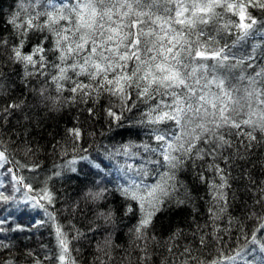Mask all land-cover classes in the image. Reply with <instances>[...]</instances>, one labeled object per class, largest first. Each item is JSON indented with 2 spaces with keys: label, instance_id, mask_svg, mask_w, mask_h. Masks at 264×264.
Segmentation results:
<instances>
[{
  "label": "snow or ice",
  "instance_id": "obj_1",
  "mask_svg": "<svg viewBox=\"0 0 264 264\" xmlns=\"http://www.w3.org/2000/svg\"><path fill=\"white\" fill-rule=\"evenodd\" d=\"M17 2V10L5 21L13 39L0 34V169L15 181L14 191H25V205L32 202L45 213L47 219L35 220L31 227L50 224L56 240L51 254L28 251L30 264H80L74 255L80 249L74 244L86 236L71 221L59 219L57 197L47 180L62 176L64 171L77 173L79 162H86L98 174L109 173L102 161L80 154L87 150L81 147L85 133L77 123L66 128L63 140L53 145L63 164L54 165L59 170L53 171L43 187L37 188L34 178L22 174L35 173L40 165L12 156L14 142L4 139L2 129L16 111L32 105L23 93L11 95L4 83L5 62L21 66L22 82L35 98L34 106L42 105L50 112L84 104L88 105L85 111L95 117L96 106L106 102L103 110L109 121L121 126L125 112L146 106L141 123L149 127L155 147L129 142L106 150L105 158L135 156L141 148L151 158L140 165H118L120 182L114 189L100 179L94 181L97 187L84 193L86 200L100 205L110 191H116L125 201V215L137 216L129 229L137 252L135 264H155L154 248L161 247L168 255L159 264H251L250 253L258 250L264 254V180L245 173L246 191L253 195L244 217L252 222L250 228L230 211L236 198L233 162L248 159L252 149L264 146V66L257 64L255 47L244 56H237L232 49L259 31L258 24L264 26V20L253 14L258 10L264 15V0H63L59 5L48 0L50 9L40 0ZM210 24L217 34L235 31L233 44L221 45L206 31ZM30 33H41L42 39L29 48ZM32 80L38 81L39 87H33ZM22 151L25 157L33 153L27 144ZM189 166L207 189L206 197H199L206 204L203 224L197 220L200 209L192 191L180 179ZM11 198L0 191V201ZM172 206L190 207L195 225L193 243L179 244L185 235L181 228L167 239L154 234L157 215ZM95 221L114 230V209L98 207L94 225ZM225 222L229 227H221ZM234 222L240 232L236 247L218 249L215 259L196 254L212 241L222 243L223 233L229 232ZM5 223L0 219V234ZM99 227H90L88 232L95 235ZM8 230L28 228L17 225ZM6 241L0 235V264H16L11 255L4 256V251L11 252ZM95 246L97 253L103 254L97 257L100 264H110L111 249L119 247L113 245L112 232Z\"/></svg>",
  "mask_w": 264,
  "mask_h": 264
},
{
  "label": "trees",
  "instance_id": "obj_2",
  "mask_svg": "<svg viewBox=\"0 0 264 264\" xmlns=\"http://www.w3.org/2000/svg\"><path fill=\"white\" fill-rule=\"evenodd\" d=\"M63 0H52V4L59 5ZM40 4L45 8L50 9L48 0H40ZM18 8L17 0H0V34L5 37L13 39L11 26L5 23L10 15ZM37 10L43 11L44 8ZM253 14L259 19L264 20V15L258 10H253ZM259 31L254 35L249 36L246 40L237 43L232 51L237 56H244L252 52L253 47L256 48L255 55L257 56V64L264 66V26L257 25ZM206 31L213 35L220 44H233L236 39V33L233 31L231 35L225 33L217 34L216 27L210 24ZM42 39L41 33L29 34V45L37 43ZM259 70V69H257ZM3 71L5 73L4 83L8 85L12 96H19L23 93L29 100L30 105L23 111H16L11 117L10 121L3 126L2 134L5 140L13 141L10 152L11 155L22 162L33 163L40 165L37 172H23L22 174L34 178L32 180L34 186L41 188L44 186L45 180L52 176L54 165H62L63 159L59 152L53 151V145L62 141L65 137V129L79 124L84 130L85 136L81 141V147L86 149V152L81 155H88L90 159L97 162H103V165H108L106 172L98 174L97 170L91 168L86 162H79L77 164L78 172L71 173L64 171L60 177L52 176V179L47 180L49 187L55 192L57 201L55 205L56 212L59 219L68 223L71 221L82 232L86 233L85 237L80 238L75 242L74 246L80 249L78 259L80 264H100L97 259L103 254L97 253L96 241L101 240L108 232L113 234V247L111 249L110 264H129V257L132 264H135L137 252L133 248L129 236V229L137 222L136 215H125L124 205L125 201L120 197L116 191H110L106 195V199L100 205H95L84 198V193L89 188L97 187L94 181L102 179L106 186L114 189L118 181V173L116 168L118 165L125 163L140 165L150 157L148 153L139 150V154L131 157L117 156L112 160L106 159V150L113 151L114 147L122 144L133 142L139 145L149 144L155 147V141L151 139L152 133L149 127L141 123L143 119L142 113L147 111L145 105H139L137 109L132 112H125L121 126H117L115 122H110L106 116L103 108L106 107V102L96 106V116L91 117L85 108L88 105L78 104L70 107H65L59 112H50L45 107L34 106L35 98L29 94L28 88L22 82V68L19 65L10 63L3 64ZM250 71V70H249ZM33 87H39L36 80H32ZM215 89L213 88V91ZM27 117V119L25 118ZM91 133V135H88ZM25 144L31 146L33 153L28 157L23 155L22 149ZM135 151V150H134ZM11 167V165H7ZM151 167V165H147ZM246 172H250L255 180H264V146H257L252 149L248 159L236 160L232 165V175L237 177L232 181V191L235 193V199L232 201V208L230 209L232 216L239 218L246 228H250L252 222L244 220L250 206L253 202V195L246 191L248 180L245 176ZM180 179L188 186L195 197L194 203L200 209V214L197 220L203 224L206 219V204L204 200L199 197H206L207 189L202 185L195 175V170L189 166L187 170L181 172ZM148 182H151L150 180ZM0 184L4 187L0 191H4L5 195L12 197L7 202L0 201V219L6 221L4 227L5 231L0 234L7 238V243L11 246V252L4 251V256L9 255L16 261V264H30L31 258L26 255L28 251H33L41 256L45 252L51 254L56 250V240L53 234V228L50 224H44L39 228H32L33 221L40 219H47L42 209L33 207L32 202L25 205V191L21 189L19 192L14 191L15 181L4 171L0 169ZM104 186V185H100ZM18 187V186H16ZM112 207L115 211L116 224L113 226L104 225L103 221H95V225H101L95 232V235L88 232L93 224L97 208L107 209ZM190 207L177 208L172 206L165 213L157 215L155 220V228L153 232L155 235L167 239V237L177 228L183 229L185 235L180 238V245H187L193 243L191 235L195 225L192 223V215L190 214ZM17 225H24L28 230L26 231H11L9 226L15 229ZM221 227H229L226 222ZM230 231L223 233L222 243L212 241L210 246L200 249L197 255L203 253V258L215 259L218 255V249L223 248L228 251L237 246L235 238L240 235L238 224L234 222L230 226ZM155 264H159L160 260L167 256V252L163 247L154 248ZM251 264H264V254L258 250L249 254Z\"/></svg>",
  "mask_w": 264,
  "mask_h": 264
}]
</instances>
